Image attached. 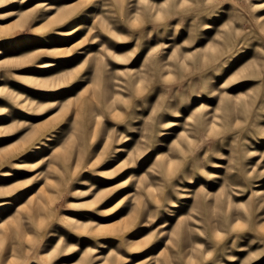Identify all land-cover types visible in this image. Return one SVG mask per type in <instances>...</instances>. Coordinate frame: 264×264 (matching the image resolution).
Wrapping results in <instances>:
<instances>
[{
    "label": "rangeland",
    "instance_id": "1",
    "mask_svg": "<svg viewBox=\"0 0 264 264\" xmlns=\"http://www.w3.org/2000/svg\"><path fill=\"white\" fill-rule=\"evenodd\" d=\"M264 0H0V264H264Z\"/></svg>",
    "mask_w": 264,
    "mask_h": 264
},
{
    "label": "snow or ice",
    "instance_id": "2",
    "mask_svg": "<svg viewBox=\"0 0 264 264\" xmlns=\"http://www.w3.org/2000/svg\"><path fill=\"white\" fill-rule=\"evenodd\" d=\"M262 6H264V5H262Z\"/></svg>",
    "mask_w": 264,
    "mask_h": 264
}]
</instances>
